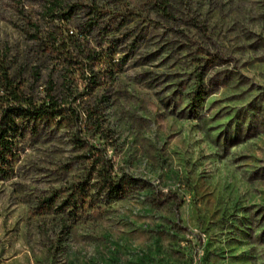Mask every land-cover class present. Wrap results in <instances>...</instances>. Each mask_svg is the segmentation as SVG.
Here are the masks:
<instances>
[{"label":"rangeland","instance_id":"1","mask_svg":"<svg viewBox=\"0 0 264 264\" xmlns=\"http://www.w3.org/2000/svg\"><path fill=\"white\" fill-rule=\"evenodd\" d=\"M49 1L0 0V60L70 108L25 132L0 181V264H264V0H164L168 16L154 0H61L119 28L117 53L85 66L22 33L25 20L41 37L76 31ZM95 147L135 182L116 201Z\"/></svg>","mask_w":264,"mask_h":264},{"label":"trees","instance_id":"2","mask_svg":"<svg viewBox=\"0 0 264 264\" xmlns=\"http://www.w3.org/2000/svg\"><path fill=\"white\" fill-rule=\"evenodd\" d=\"M164 0H154L153 7L160 10L165 16L169 13ZM46 9L51 22L58 20L64 26H74L76 31L65 28V36L57 37L55 34H48L49 37H41L40 25L25 20L21 29L30 40L43 43L42 53H47L52 57L57 54L59 64H81L93 63L101 60L105 56H113L117 53L114 34L118 32L116 25L112 21H105V12L94 5H68L61 0H50ZM82 8L88 9L87 17L84 21L77 20L76 11ZM122 16V14H121ZM124 17V15H123ZM100 49V51H97ZM57 58H54V64ZM15 64V63H14ZM16 65V64H15ZM25 67L15 66L8 62L6 58L0 60V181L10 179L15 165L19 158L18 143L29 129H34L38 124L59 123L65 120V114L70 111L66 103L58 100L49 93L38 101L34 95V89L25 80ZM68 82L64 79L61 90H68ZM51 90V89H50ZM49 92V91H48ZM199 92L195 93L194 102H201ZM74 112V111H73ZM68 120L73 123L78 122V116L71 114ZM99 125L91 123L87 130L91 134L98 131ZM97 130V131H96ZM96 154H99L97 158ZM91 161V169L95 178L100 182V191L104 193L110 202L118 200L123 196L135 182L126 179L124 176L118 177L113 172V165L107 159L105 151L101 147L92 148L88 154ZM75 193L71 194L60 205V210L77 208L75 203ZM70 200V201H69Z\"/></svg>","mask_w":264,"mask_h":264}]
</instances>
